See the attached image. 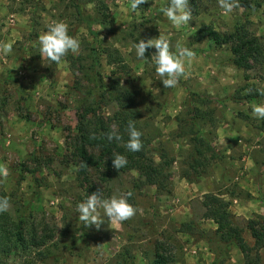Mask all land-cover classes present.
Instances as JSON below:
<instances>
[{"label":"rangeland","instance_id":"374dc122","mask_svg":"<svg viewBox=\"0 0 264 264\" xmlns=\"http://www.w3.org/2000/svg\"><path fill=\"white\" fill-rule=\"evenodd\" d=\"M88 1L0 0V41L13 43L9 55H0V164L9 169L0 195L12 205L2 221L27 237L49 238L50 256L34 264H152L156 253L168 264H246L235 243L220 242L202 201L214 195L228 203L253 247L248 227L264 221V120L252 115L253 105L264 104V60L245 71L232 64L229 46L216 48L196 35L203 27L227 34L243 25L264 48V0H240L241 8L227 15L218 0H194L193 20L179 28L160 11L170 0H148L137 11L131 0H103L107 27L93 26L97 41L74 8L101 18L96 1ZM54 21L65 22L81 44L79 55L69 53L59 65L40 56L38 40ZM160 32L173 51L179 42L195 53L190 75L176 88H164L156 75L154 48L144 61L135 54V43ZM114 84L128 91L147 157L160 174L89 170L86 183L72 149L78 111L117 124L119 107L102 86ZM190 93L210 102L191 101ZM193 108L213 110L214 120L193 126ZM196 137L205 145H195ZM98 189L106 199L130 192L128 202L142 211L118 225L105 218L99 231L84 226L77 205ZM18 253L7 264H23ZM259 259L264 264V250Z\"/></svg>","mask_w":264,"mask_h":264},{"label":"trees","instance_id":"16d2710c","mask_svg":"<svg viewBox=\"0 0 264 264\" xmlns=\"http://www.w3.org/2000/svg\"><path fill=\"white\" fill-rule=\"evenodd\" d=\"M97 10L100 12V17H90L84 14L80 5H75L76 16L80 23L84 24L89 33L92 34L97 41V35L92 30L94 25H100L101 27H107V7L103 0H91L88 2H95ZM193 4L194 0H189ZM260 3L254 7H250L244 4V7L248 10H256L260 7ZM99 8V9H98ZM206 40L211 44L220 48L222 46H229L231 52V62L238 68L245 71L253 68L254 65L263 64L264 60V48L261 38H257L245 29L243 25L236 26L230 33L221 34L211 27L201 28L196 35V41ZM92 66H96L98 61L96 60V50L92 47L91 52ZM99 80L101 81L100 77ZM99 81V82H100ZM104 88L103 94L111 95V99L116 102L119 110L116 112L117 127L120 135L123 137L122 141L109 142L106 138V133L111 131L110 124H107L103 118L96 116L92 111L90 113L87 109L83 113H79L77 117L76 134L72 139V149L79 160V172L83 176L84 182L87 183L89 170L104 169L107 173L113 171L116 174L118 172L125 173L129 171H136L144 176L152 175L158 176L160 174L159 167L154 165V162L147 157L148 141L145 140L144 135L136 122L137 112L132 109V99L127 90L120 87L118 84L108 87L102 85ZM196 98L200 104L206 105L210 102L205 97L198 96L197 94L190 93V99ZM203 112L198 108L191 110V124L194 126L199 120H211L213 118V110ZM91 114V115H90ZM134 121L137 130L142 133V141L144 148L141 152H131L125 147L128 141L127 125L129 121ZM94 135L95 138H92ZM195 145L199 144L204 146L205 143L200 138H195ZM195 147V153L202 156V152ZM90 150H94L97 154L93 155ZM114 154L124 155L128 164L121 170H116L112 166V159ZM186 177V176H184ZM1 197V195H0ZM204 208L203 217L211 220L216 225V233L219 236V240L224 245H231L235 243L241 253L244 256L246 264H259V252L264 250V221L249 225L251 237L254 240V245L249 248L244 242L241 231L238 230L233 222V215L229 211L228 203L224 202L220 198L214 195H205L202 201ZM2 214H0V264H7V260L18 254L23 255V264H34L35 260L39 262L45 260L50 256L48 249V237L39 238L36 235H25L23 229L20 226L10 228L2 221ZM36 258V259H35ZM169 259L163 255L156 253L153 258L152 264H168Z\"/></svg>","mask_w":264,"mask_h":264},{"label":"clouds","instance_id":"9594fccd","mask_svg":"<svg viewBox=\"0 0 264 264\" xmlns=\"http://www.w3.org/2000/svg\"><path fill=\"white\" fill-rule=\"evenodd\" d=\"M148 3V0H131V8L137 11L139 6ZM219 7L225 15L231 14L235 9L241 8L240 0H218ZM254 7V5H253ZM160 11L167 17L174 27L187 25L193 20V13L189 0H170L167 7ZM40 56L47 58L57 65L69 54L79 55L81 44L78 37L69 35V26L63 21H54L47 26V31L39 35ZM138 60H146L148 49H155V54L151 57V62L155 65V72L161 78L164 88H176L181 78L187 79L190 75L188 67L195 59V53L182 46L179 42L172 50L169 40L160 32L158 38L140 39L133 45ZM13 51L12 42L0 41V55L7 56ZM264 95V91L260 92ZM252 115L257 119L264 120V104L253 105ZM128 141L125 147L131 152H141L144 148L141 139L142 133L137 130L134 121H129L127 125ZM106 138L109 142L122 141L123 137L118 131L117 125L111 126V131L107 132ZM92 138H95L94 135ZM128 160L124 155L114 154L112 166L116 170L126 167ZM9 169L6 165L0 164V182L7 180ZM132 194L121 193L119 196L113 195L111 198H104L103 191L97 190L87 197L84 202L77 205L76 211L78 219L84 226L91 228L95 226L99 231L105 223V218L110 226L122 224L133 219L141 209H137L128 202V197ZM12 207L10 199L0 197V214L8 212ZM103 213V215H102Z\"/></svg>","mask_w":264,"mask_h":264}]
</instances>
